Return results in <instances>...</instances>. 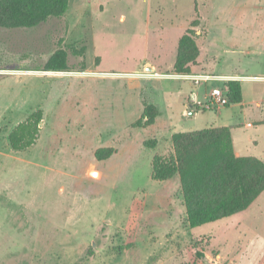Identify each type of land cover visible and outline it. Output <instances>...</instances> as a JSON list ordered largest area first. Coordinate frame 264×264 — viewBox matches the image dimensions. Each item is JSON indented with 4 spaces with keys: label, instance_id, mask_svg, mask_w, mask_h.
I'll return each instance as SVG.
<instances>
[{
    "label": "rangeland",
    "instance_id": "374dc122",
    "mask_svg": "<svg viewBox=\"0 0 264 264\" xmlns=\"http://www.w3.org/2000/svg\"><path fill=\"white\" fill-rule=\"evenodd\" d=\"M194 22L200 56L176 74ZM59 49L70 71H38ZM199 75L258 80L242 81L245 106L216 111L207 96L224 82L181 77ZM262 98L264 0H70L61 18L0 28V264H264V192L244 212L190 228L179 176L151 178L171 133L212 124L239 126L235 145L256 139L244 154L264 157ZM145 101L161 116L135 128ZM190 101L208 110L189 117ZM38 109V144L13 151L10 132ZM154 140L158 150L145 147ZM107 147L116 154L98 162Z\"/></svg>",
    "mask_w": 264,
    "mask_h": 264
},
{
    "label": "trees",
    "instance_id": "16d2710c",
    "mask_svg": "<svg viewBox=\"0 0 264 264\" xmlns=\"http://www.w3.org/2000/svg\"><path fill=\"white\" fill-rule=\"evenodd\" d=\"M69 5L70 0H0V28L37 27L51 18L63 17ZM197 24L194 22L179 40L173 67L176 74H190L191 66L200 56L197 34L193 29ZM70 49L74 55L85 57L86 48ZM85 68L83 65L80 71ZM70 69L68 52L59 49L38 71L68 72ZM225 86L230 101L228 106L241 104V82L230 80ZM189 103L195 108L191 101ZM201 110L208 109L197 106L195 113ZM159 115V109L145 101L142 116L133 126H153ZM43 121L44 113L38 109L17 124L8 137L10 148L15 152H26L35 147L41 137ZM156 144V140L146 141L145 147L154 149ZM172 146L173 152L169 156H154L151 178L166 182L179 176L190 228L244 212L264 192V161L255 157H237L230 127L175 133ZM114 154L116 149L112 147L99 148L94 157L98 162H104Z\"/></svg>",
    "mask_w": 264,
    "mask_h": 264
},
{
    "label": "crops",
    "instance_id": "0c3cea01",
    "mask_svg": "<svg viewBox=\"0 0 264 264\" xmlns=\"http://www.w3.org/2000/svg\"><path fill=\"white\" fill-rule=\"evenodd\" d=\"M175 64V63H174ZM174 67V66H173ZM178 76V75H177ZM219 76H224V77H227L228 78V81H230V80H238V81H240L241 82V85H242V92H243V101H242V103L241 104H237V105H231V106H240V107H243V106H245V91H244V86H243V80H255V79H257L258 80V77H250V78H248L247 76H243V75H219ZM178 77H180V76H178ZM261 103H264V98H262V99H259L258 100V102H257V105L259 106V105H261ZM199 106H204V105H199ZM209 110H216L217 111V108H215V109H209ZM144 111V110H143ZM194 112H195V110H193ZM160 112V111H159ZM200 112H204L203 110H201V111H199V112H197V113H195V115L194 116H197L198 115V113H200ZM206 112V111H205ZM161 116V112H160V115L158 116V117H160ZM25 120V119H24ZM23 120V121H24ZM157 120V119H156ZM22 122V121H21ZM263 122H264V120H263ZM156 123V122H155ZM169 123H172V121L170 120L169 121ZM257 124H258V122H256ZM19 124V123H18ZM215 124H212V126H210L209 128H222V127H228V126H214ZM170 126V125H169ZM230 128H231V133H232V139H233V146H234V152H235V154H236V156L237 157H255V156H245V149H248L249 148V146H257L258 145V141L256 140V139H254V140H252V141H248V142H242L241 144H239V145H235V142H234V135H233V132L235 131V130H237V131H240L241 129L240 128H238L239 126H229ZM254 125H252L251 123H248L246 126H245V129H254ZM209 128H205V129H209ZM202 130H204V129H202ZM197 131V130H196ZM192 132V131H191ZM182 133H185V132H182ZM175 134V132H173V133H171V135H170V137H171V142H172V136ZM155 149V148H154ZM155 150H158V149H155ZM172 152H173V146H172ZM171 152V153H172ZM170 153V154H171ZM169 154V155H170ZM156 155H160V156H166V155H162V154H159V153H157ZM156 155H154V156H156ZM169 155H167V156H169ZM261 157V160H263L264 161V157L263 156H260ZM154 158V157H153ZM255 158H258V156L257 157H255Z\"/></svg>",
    "mask_w": 264,
    "mask_h": 264
},
{
    "label": "built area",
    "instance_id": "2783aa9c",
    "mask_svg": "<svg viewBox=\"0 0 264 264\" xmlns=\"http://www.w3.org/2000/svg\"><path fill=\"white\" fill-rule=\"evenodd\" d=\"M190 78L196 84H200L201 82L208 83V82H224V87H214L211 93L207 96L208 104L206 107L212 108L214 106L226 107L229 105L230 101L228 98V89L226 88V83L228 82V78L219 75H199V76H181Z\"/></svg>",
    "mask_w": 264,
    "mask_h": 264
},
{
    "label": "water",
    "instance_id": "95a60500",
    "mask_svg": "<svg viewBox=\"0 0 264 264\" xmlns=\"http://www.w3.org/2000/svg\"><path fill=\"white\" fill-rule=\"evenodd\" d=\"M147 70H148V71H152L151 68H148ZM194 115H195V112H194V111H191V112L188 113V116H189V117H192V116H194ZM41 126H43V123H41ZM93 175H94V176H98L97 173H94ZM207 264H209V263H207Z\"/></svg>",
    "mask_w": 264,
    "mask_h": 264
}]
</instances>
